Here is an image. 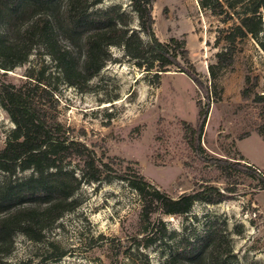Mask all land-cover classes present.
Returning <instances> with one entry per match:
<instances>
[{
    "label": "rangeland",
    "instance_id": "obj_1",
    "mask_svg": "<svg viewBox=\"0 0 264 264\" xmlns=\"http://www.w3.org/2000/svg\"><path fill=\"white\" fill-rule=\"evenodd\" d=\"M221 1L232 14L226 23L223 16L202 8L199 0H155L152 7L155 36L161 41L170 36L184 38L203 79L208 78L207 65L218 49L213 47L217 28L237 21L244 3ZM112 4L130 13L129 0H102L97 6ZM261 24L264 31V10ZM236 44L232 67L218 78L221 100L210 106L201 145L211 154L243 158L263 168L264 136L255 130L262 123L259 109L251 103L252 95L245 100L241 92L248 86L264 93V52L250 35L237 38ZM110 52L111 60L82 88L63 82L51 58L38 47L23 64L7 71V79L19 83L27 70L43 67L55 89L58 118L72 134L104 161L135 167L171 196L188 191L192 180L200 176H213L192 155L183 137V122L195 126L197 119L199 92L192 80L171 70L155 83L151 74L130 62L121 47L112 46ZM13 126L0 107V148ZM242 182L234 198L216 204L195 202L184 215L163 216L169 231L163 241L167 244L157 242L145 248L137 244L142 227L137 193L119 179L82 183L73 195L74 209L63 212L40 240L13 232L10 244L6 240L3 245L9 253L0 254V264H161L181 234L201 233L207 221L227 228L238 264H264V190Z\"/></svg>",
    "mask_w": 264,
    "mask_h": 264
},
{
    "label": "trees",
    "instance_id": "obj_2",
    "mask_svg": "<svg viewBox=\"0 0 264 264\" xmlns=\"http://www.w3.org/2000/svg\"><path fill=\"white\" fill-rule=\"evenodd\" d=\"M199 1L211 14L223 16L224 23L232 18L221 0ZM101 2L0 0V107L14 125L0 148V172L4 173L0 179L2 255L9 253L3 245L6 240L10 244L15 231L40 240L44 230L63 212L74 209L77 201L73 195L82 183L119 179L137 193L142 224L137 244L142 248L163 243L168 236L163 216L184 215L195 202L216 204L234 198L238 185L245 180L253 188L264 190V167L242 161L243 158L211 154L201 145L210 106L221 100L218 78L233 65L236 39L250 35L264 52V0H244L238 20L231 26L217 28L213 47L218 49L207 65L206 79L191 61L184 38L170 36L161 41L155 36V0H129L130 13L120 4L98 7ZM228 7L233 8L229 3ZM132 13L137 27L132 24ZM112 46L121 47L130 62L151 74L155 83L162 74L174 70L184 73L196 85V124L184 121L183 137L192 155L213 176H200L192 180L188 191L171 196L135 167H123L122 162L117 167L104 161L72 134L71 128L58 118L55 89L47 81L43 67L30 68L19 83L7 79V71L23 64L38 47L51 58L63 82L82 88L111 60ZM245 80L248 82L249 76ZM241 94L245 100L252 95L250 101L259 109L262 121L255 130L264 136V93L246 86ZM236 233L240 235L241 230ZM234 258L227 228L207 221L201 233L181 234L161 264H238Z\"/></svg>",
    "mask_w": 264,
    "mask_h": 264
},
{
    "label": "water",
    "instance_id": "obj_3",
    "mask_svg": "<svg viewBox=\"0 0 264 264\" xmlns=\"http://www.w3.org/2000/svg\"><path fill=\"white\" fill-rule=\"evenodd\" d=\"M169 72V71H168Z\"/></svg>",
    "mask_w": 264,
    "mask_h": 264
}]
</instances>
